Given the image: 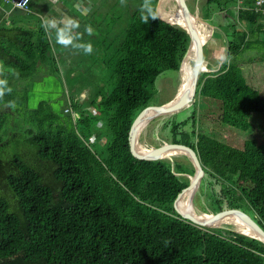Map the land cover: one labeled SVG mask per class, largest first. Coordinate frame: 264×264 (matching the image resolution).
Here are the masks:
<instances>
[{
	"label": "trees",
	"instance_id": "trees-1",
	"mask_svg": "<svg viewBox=\"0 0 264 264\" xmlns=\"http://www.w3.org/2000/svg\"><path fill=\"white\" fill-rule=\"evenodd\" d=\"M119 2L106 1L118 15L111 29L120 32L118 20H125L107 44L116 53L104 79L109 89L96 87L83 101L75 95L62 112L45 101L28 107L13 87L0 97V264H264L262 242L230 228L196 226L176 213L174 201L189 184L182 174H194L188 158L142 160L131 151L135 117L152 100L157 77L179 70L189 36L157 17V0H125L115 10ZM201 18L223 33L224 60L199 76L191 115L176 123L170 115L162 131H169L167 143L196 151L203 213L241 210L264 230V143L248 136L235 148L203 126L209 119L240 137L264 133V95L242 70L251 53L264 63V4L256 10L254 0H206ZM28 42L18 47L0 37V68L14 70L3 71L4 78L37 71L19 53L50 59L45 39ZM80 78L77 92L88 90L87 76ZM255 117L262 121L254 124Z\"/></svg>",
	"mask_w": 264,
	"mask_h": 264
},
{
	"label": "rangeland",
	"instance_id": "rangeland-1",
	"mask_svg": "<svg viewBox=\"0 0 264 264\" xmlns=\"http://www.w3.org/2000/svg\"><path fill=\"white\" fill-rule=\"evenodd\" d=\"M106 1L107 0H100V4H98L96 9L92 11L93 13H96L98 15L96 17L97 21L93 23H99L103 25L104 28L103 31L92 29L91 34L95 35L97 38L94 41V47L96 48L92 46L91 53L75 52L73 54V58L78 57V60H74L69 64H56V67L58 68L57 71L52 69V64H45L43 67H41L43 69L38 70V73H40L39 77L34 76L20 79L18 77L2 78L0 76V80H5L7 82L6 86L8 88L13 87L14 89H16L19 98L23 95H26V98L28 99V107L35 108L41 101H45L48 102L51 105V108L56 112H62L63 109L70 104L71 98H73V96L75 95L79 97L80 101H83L86 100L89 93L92 94L93 92H95L96 87L109 89L111 85L108 82H104V79L106 77L107 79L111 77L113 65L112 59L116 56V53L115 48H113L112 45L111 47H107V44L109 41H112L111 38L113 36L118 35L120 34V32H122V25L123 23L125 25V20L124 18L118 20L120 25V32L118 29H116L115 31L114 29H111L110 24L118 17V15H115L113 14V12H111V7H107ZM183 1H185L186 6L191 11V13H194L193 16H199L201 18V7L206 0ZM108 4L109 6H111L113 4V0H108ZM122 5H125V0H120L119 4L116 6L117 9L115 10L122 8ZM164 6L162 7V9H166V11H168L169 13H176L175 15L184 16V13L177 3V0H169L166 3L165 8ZM122 13L125 15V11H122ZM118 21H116V24L118 23ZM91 34H86L85 30V32L83 31L79 38L81 39V41H84L87 36ZM101 39L103 40V42ZM225 54L226 44L223 33L219 29L215 30V27L213 26V28H211V37L204 45V57L210 70L205 73L216 72L223 62ZM247 56L249 58L248 62L242 65L245 80L250 87L257 90L259 94L264 95V63L256 60L252 61V53ZM102 58L104 59L105 64L102 61ZM108 59H110L109 64L107 63ZM192 60H195V54L193 55ZM0 65L3 64L0 63ZM3 71L14 70H12L10 67L3 66L0 68V72ZM13 74L16 75L15 72ZM81 74L86 75L88 78L86 79L88 85L86 88L89 90V92L88 90L77 92L80 88V84L77 83L78 80L81 79ZM190 82L191 80L189 81V83ZM180 83L181 78L179 70H167L162 72L155 81V84L152 88V100L147 107L160 106L172 100L178 92ZM201 103L202 102L199 99V109L203 108V105L201 106ZM190 106L176 112L174 116H172L171 123H176L188 118L193 111V107L189 108ZM211 108L212 105H208L206 110H211ZM197 111L199 110L197 109ZM170 115L172 114L159 116L150 121L140 133L138 142L146 148H156L160 145H163L164 143H167V139L169 138V131L168 129L162 131V129L164 127L165 120ZM260 121H262L260 118L255 117L253 123L257 124ZM203 126L205 127L204 129L209 132L208 134L214 139L224 142L235 148H242L244 140L248 136L252 138L254 137V139H256L258 143H264V133L259 129H255V133H253L252 135L250 132L247 136L240 137V134L233 131L234 129L231 130L230 128L223 127L216 122L210 121L209 119L205 120ZM184 129L190 131L191 124H187ZM103 142L104 140L102 141V144ZM173 156L178 157V160H182V157H179L181 155H171L172 158ZM182 175L189 181V177H191L190 175ZM196 194L193 197V205L195 211L197 213H203L202 211L207 207V205L204 206V197H198L196 196ZM223 226H227L230 229L235 230V227H233L231 224L227 223L223 224Z\"/></svg>",
	"mask_w": 264,
	"mask_h": 264
},
{
	"label": "crops",
	"instance_id": "crops-1",
	"mask_svg": "<svg viewBox=\"0 0 264 264\" xmlns=\"http://www.w3.org/2000/svg\"><path fill=\"white\" fill-rule=\"evenodd\" d=\"M100 0H30L28 9L22 10L21 14H13L14 6L8 4L6 0H0V37L5 42L13 40L17 46L29 45L31 42L37 45L39 39L43 38L49 44L48 55L50 59L36 56L35 58L27 57L25 54L19 53L23 60L35 63L37 71L32 77H39V69H43L45 64H64L78 60L73 58L75 52L79 53L84 50L83 46L91 44L94 47L95 35H88L84 41L79 36L88 27L103 31L104 26L97 21L96 13H93ZM115 1V0H114ZM55 22L54 27H46L49 22ZM69 21L78 22L79 27H71ZM64 29L65 38L71 37L72 43L62 45L58 42L60 30ZM116 28L114 27V31ZM25 31L31 32V35H25ZM37 33V35H36ZM38 35H41L38 38ZM100 39V38H99ZM102 40V39H101ZM81 42V43H80ZM103 42V40H102ZM96 48V47H94ZM39 52V49H37ZM44 50V49H41ZM72 54V55H70ZM70 68V67H69ZM45 69V68H44ZM7 73L0 72V76L4 78ZM14 78V75L12 76ZM7 78H9L7 76ZM79 84V81L78 83Z\"/></svg>",
	"mask_w": 264,
	"mask_h": 264
},
{
	"label": "water",
	"instance_id": "water-1",
	"mask_svg": "<svg viewBox=\"0 0 264 264\" xmlns=\"http://www.w3.org/2000/svg\"><path fill=\"white\" fill-rule=\"evenodd\" d=\"M164 1L165 0H157L156 7H155V12H156L157 17L160 18L161 20L165 21L168 24L180 27L189 36V46H188V49H187L185 55L183 56V58L181 60L179 71H180L181 67L183 66V62L186 59V57L188 56L189 52L191 50H193V52L195 54V62L193 65L192 83H191V88L193 89V98H194L196 86H197V81L199 78V73L201 72V70L203 68V62L205 61V59L203 57V47L205 44L202 42L200 34L196 28L197 17L194 18L196 21L193 20V14L194 13H191V11L187 8L185 1L177 0V3L179 4L180 9L184 13V17L187 20L186 27L182 28L181 26L177 25L176 21H174V20L170 21L169 19L164 18L162 16L161 11H162ZM12 13L13 14H21L22 9H20L18 7H13ZM198 21L201 23H204L205 25H207L211 28H213V26L209 25V23H207L206 21H204L200 17H198ZM188 95H189V92L184 91L180 96L175 95V97L167 103H164L160 106L147 107L144 110L140 111V113L135 117V119H134V121L130 127V130H129L128 142H129V146H130L131 151L133 152V154L137 158L142 159V160H159V159H164V158H168L171 160V156H167V154H169V153H174L173 155H183L186 158H188L189 161L191 162V164L193 165L194 174L192 176V180L189 181L188 186L186 188H184L177 195V197L174 201L173 206H174V210L176 211V213L183 216L185 219H187L188 221H190L194 225L202 227V228H207V229H213V228L227 229L229 227L223 226V225L215 226V225H213L214 224L213 222L216 221L217 219L219 220L221 218H227V217L239 218L242 222H244L250 228V230H252V232L254 233V236H249V235L244 234L242 232H239L237 230H234V231L241 234V235H244L246 237L256 239V240H258L264 244V230H263V228H261V226L249 214H247L246 212H243L241 210L226 209V210H223L217 214H211V216L213 218L212 223L203 222L201 220H198L195 216H193L189 213H182L178 210L177 205H178V201L181 198V196L186 192H188V193L191 192L193 195H195L196 191L199 188L201 180L204 176V170L201 166L198 155H197L196 151L193 150L191 147H189L187 145H183V144L164 143L163 145H160L156 148H153L151 153H148V154H143L142 152H140L137 149V141H138V137H139V136L137 137L138 129L142 125L148 124L154 118H157V117L163 116V115L174 114V113L178 112L179 110H182L183 108L190 106V104L193 102L194 99L192 100V98H190Z\"/></svg>",
	"mask_w": 264,
	"mask_h": 264
},
{
	"label": "bare ground",
	"instance_id": "bare-ground-1",
	"mask_svg": "<svg viewBox=\"0 0 264 264\" xmlns=\"http://www.w3.org/2000/svg\"><path fill=\"white\" fill-rule=\"evenodd\" d=\"M168 1L169 0H165L164 3H163V6H164V4L166 6V3ZM165 6H164V8H165ZM161 14H162V16L164 18H167L170 21L171 20L176 21L177 25L181 26L182 28H185L186 25H187V20H186V18L184 16L175 15L176 13L175 14L169 13L168 11H166V9H162ZM196 17H197V21L194 19ZM198 17L199 16H193V20H195L196 23H197L196 28H197V31L200 34L202 42L204 44H206V42L211 37V28L209 26L205 25L204 23L199 22L198 21ZM193 54H194V52H193V50H191L189 52L188 56L186 57V59L184 60L183 66L181 67V69L179 71L180 72L181 83H180V85L178 87V92L176 93L177 96H180L184 91L189 92L188 96L190 98H192V100H193V89L191 88V83H192L193 65H194L195 60H190L187 64H186V62H187L188 58L191 55H193ZM207 71H210V70L208 68L207 61H204L203 62V68H202L201 72L199 73V76L202 73H205ZM190 80H191V82H190V85H189V81ZM146 125H142L138 129L137 137L140 135V133L142 132V130L145 128ZM137 146H138L137 149L140 152H142L143 154L151 153V151L153 149V148H146L145 146L141 145L138 141H137ZM173 154L174 153H169V154H167V156H171ZM191 180H192V176L189 177V181H191ZM193 197H194V195L191 192L184 193L181 196V198L179 199V201H178V205H177V208H179L178 210L180 212H182V213H186V211H185V203L187 202V212L189 214L195 216L198 220H201L203 222L212 223L213 222V218H212V216L210 214L211 212L210 213H197L195 211V208H194V205H193ZM183 198H185L184 202H183L184 212H183V210L181 209V207L179 205L180 201ZM213 223H214L213 225H215V226H221L223 224H227L228 223V224H231L233 227H235V230H237L239 232H242L244 234H247L249 236H254V233L252 232V230H250V228L244 222H242L239 218H235V217L221 218L219 220L217 219Z\"/></svg>",
	"mask_w": 264,
	"mask_h": 264
},
{
	"label": "clouds",
	"instance_id": "clouds-1",
	"mask_svg": "<svg viewBox=\"0 0 264 264\" xmlns=\"http://www.w3.org/2000/svg\"><path fill=\"white\" fill-rule=\"evenodd\" d=\"M69 25L71 27H79V24L78 22H74V21H69L68 22ZM55 26V22L52 21V22H49L46 24V27H54ZM88 33L91 34L92 33V29L91 27H88L87 29ZM58 42L62 45H69L72 43V39L71 37H68V38H65V31L64 29H61L60 30V33H59V39H58ZM81 47H84V50L86 53H91L92 52V46L91 44H88L87 46H83L81 45ZM7 82L5 80H0V97H2L4 94H5V86H6ZM7 91H11V89H7Z\"/></svg>",
	"mask_w": 264,
	"mask_h": 264
},
{
	"label": "built area",
	"instance_id": "built-area-1",
	"mask_svg": "<svg viewBox=\"0 0 264 264\" xmlns=\"http://www.w3.org/2000/svg\"><path fill=\"white\" fill-rule=\"evenodd\" d=\"M30 0H6V2L14 7H18L22 10H27L28 9V4ZM264 4V0H254V6L256 10L261 9V7ZM68 109H66L67 111ZM93 111V110H91Z\"/></svg>",
	"mask_w": 264,
	"mask_h": 264
}]
</instances>
